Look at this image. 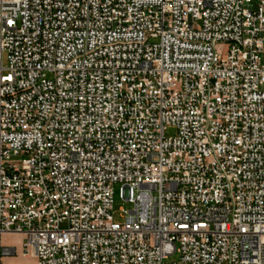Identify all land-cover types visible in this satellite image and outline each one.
Instances as JSON below:
<instances>
[{
  "label": "built area",
  "instance_id": "built-area-1",
  "mask_svg": "<svg viewBox=\"0 0 264 264\" xmlns=\"http://www.w3.org/2000/svg\"><path fill=\"white\" fill-rule=\"evenodd\" d=\"M2 236L35 264H264V0H0V264Z\"/></svg>",
  "mask_w": 264,
  "mask_h": 264
},
{
  "label": "rangeland",
  "instance_id": "rangeland-1",
  "mask_svg": "<svg viewBox=\"0 0 264 264\" xmlns=\"http://www.w3.org/2000/svg\"><path fill=\"white\" fill-rule=\"evenodd\" d=\"M177 131L175 128H168L165 132L166 137L176 136ZM124 185L121 183H116L113 185L114 191V201H113V217L116 222L121 223L123 220L121 218V211H131L133 205L125 201L122 196V190ZM24 238L22 236H2L1 242L4 246L16 247L18 255L13 259H7L2 262V264H35L33 258H25L22 256V245L24 243ZM179 260V256L175 255L169 259V262H175Z\"/></svg>",
  "mask_w": 264,
  "mask_h": 264
}]
</instances>
